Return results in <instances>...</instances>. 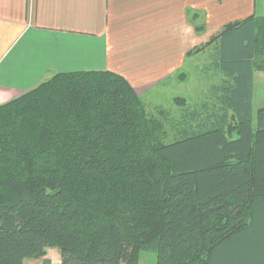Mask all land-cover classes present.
<instances>
[{"label":"trees","instance_id":"trees-1","mask_svg":"<svg viewBox=\"0 0 264 264\" xmlns=\"http://www.w3.org/2000/svg\"><path fill=\"white\" fill-rule=\"evenodd\" d=\"M200 29V27H198ZM207 97L150 113L108 70L59 72L0 104V264H264V14L223 26ZM42 264H50L43 259Z\"/></svg>","mask_w":264,"mask_h":264},{"label":"crops","instance_id":"crops-1","mask_svg":"<svg viewBox=\"0 0 264 264\" xmlns=\"http://www.w3.org/2000/svg\"><path fill=\"white\" fill-rule=\"evenodd\" d=\"M263 14V0H0V104L82 70L119 74L141 96L224 25ZM262 85L264 72L254 71V111Z\"/></svg>","mask_w":264,"mask_h":264},{"label":"rangeland","instance_id":"rangeland-1","mask_svg":"<svg viewBox=\"0 0 264 264\" xmlns=\"http://www.w3.org/2000/svg\"><path fill=\"white\" fill-rule=\"evenodd\" d=\"M262 2V0H261ZM264 6V0H263ZM196 58L188 60L182 70L175 77L163 81L160 85L140 96L145 102L146 109L150 113L156 112L158 108H166L170 111L178 109L174 97L185 99L186 104L191 105L207 97L211 85L219 76L213 72L211 63V49L198 52ZM260 92L261 100L264 101V85ZM60 258L58 249L46 248L44 257L26 258L23 264H42L43 259L56 263ZM130 262L136 264H156L155 254L149 251L132 248Z\"/></svg>","mask_w":264,"mask_h":264}]
</instances>
